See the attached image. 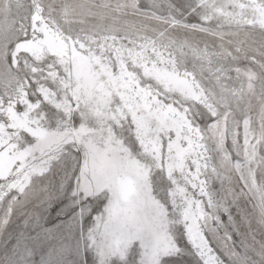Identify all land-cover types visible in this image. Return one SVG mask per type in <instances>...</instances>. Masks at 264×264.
<instances>
[{
	"label": "snow or ice",
	"instance_id": "obj_1",
	"mask_svg": "<svg viewBox=\"0 0 264 264\" xmlns=\"http://www.w3.org/2000/svg\"><path fill=\"white\" fill-rule=\"evenodd\" d=\"M129 8L151 26L114 34ZM187 15L169 0H0V192L82 153L84 191L110 197L102 255L139 241L159 264L179 248L174 219L196 264H223L210 181L236 177L264 223V0H192Z\"/></svg>",
	"mask_w": 264,
	"mask_h": 264
},
{
	"label": "rangeland",
	"instance_id": "obj_2",
	"mask_svg": "<svg viewBox=\"0 0 264 264\" xmlns=\"http://www.w3.org/2000/svg\"><path fill=\"white\" fill-rule=\"evenodd\" d=\"M169 2L178 18L186 16L188 22H197L198 17L187 15L192 0ZM152 4L153 0H141L144 8ZM45 112L51 114L47 108ZM79 122L77 117L76 126ZM57 125V119L49 120L48 130H56ZM230 144V140L226 142L229 148ZM81 160L82 153L65 150L49 163L44 175L32 178L23 194L0 192V264H150L148 249L139 241L125 250L124 259L102 255L107 244L102 223L107 220L110 197L89 195L79 187ZM232 160L242 163L234 149ZM161 181L167 185L163 177L158 183ZM257 183L264 186V174L258 173ZM164 190L158 189L161 194ZM209 191L216 211L206 235L219 250L223 264H264V223L254 210L256 201L243 194L247 189L232 177L229 181L213 178ZM180 228L177 221L169 220L167 235L179 248L163 256L159 264H196L195 253L187 238L181 239Z\"/></svg>",
	"mask_w": 264,
	"mask_h": 264
},
{
	"label": "clouds",
	"instance_id": "obj_3",
	"mask_svg": "<svg viewBox=\"0 0 264 264\" xmlns=\"http://www.w3.org/2000/svg\"><path fill=\"white\" fill-rule=\"evenodd\" d=\"M150 27V21L144 18L137 17L132 14V9H128V14L118 23L111 25V31L114 34H119L121 36H132L135 37L136 31L141 27Z\"/></svg>",
	"mask_w": 264,
	"mask_h": 264
},
{
	"label": "bare ground",
	"instance_id": "obj_4",
	"mask_svg": "<svg viewBox=\"0 0 264 264\" xmlns=\"http://www.w3.org/2000/svg\"><path fill=\"white\" fill-rule=\"evenodd\" d=\"M82 161H83V154H82V160H81V164H80V166H79V171H78V174H77V181H78V185H79V187L84 191V185H83V183H82V177L79 175V173L82 171ZM33 178V177H32ZM32 178H31V180H32ZM76 181V182H77ZM85 192V191H84ZM86 193V192H85ZM0 196H2V195H0ZM2 199V197L0 198V200ZM109 203V202H108ZM107 203V204H108ZM107 208V207H106ZM107 210V209H106ZM98 217V216H97ZM100 217V216H99ZM98 217V218H99ZM102 217V216H101ZM101 219V218H100ZM103 219V218H102ZM104 220V219H103ZM101 221V220H100ZM99 226V225H98ZM96 231V230H95ZM103 232V231H102ZM101 232V233H102ZM96 233V232H95ZM99 235V234H98Z\"/></svg>",
	"mask_w": 264,
	"mask_h": 264
}]
</instances>
